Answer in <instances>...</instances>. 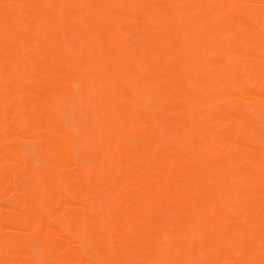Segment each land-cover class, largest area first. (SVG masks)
Instances as JSON below:
<instances>
[{
	"label": "bare ground",
	"instance_id": "obj_1",
	"mask_svg": "<svg viewBox=\"0 0 264 264\" xmlns=\"http://www.w3.org/2000/svg\"><path fill=\"white\" fill-rule=\"evenodd\" d=\"M5 196L0 264H264V0H0Z\"/></svg>",
	"mask_w": 264,
	"mask_h": 264
},
{
	"label": "rangeland",
	"instance_id": "obj_2",
	"mask_svg": "<svg viewBox=\"0 0 264 264\" xmlns=\"http://www.w3.org/2000/svg\"><path fill=\"white\" fill-rule=\"evenodd\" d=\"M23 137H24V135H23ZM23 137H22V139H23L24 141H26V143L29 145V144H30V143L28 142L29 140H28V139H24L25 137H24V138H23ZM27 140H28V141H27ZM21 141H22V140H21ZM20 144H21L22 146L25 145L26 147H28L25 143H21V142H20ZM29 146H30V145H29ZM73 154H74V153H73ZM75 154H76V153H75ZM76 155H77V157H78V154H76ZM76 155H75V156H76ZM77 157H75V158H77ZM73 158H74V157H73ZM7 203H8V197L5 196V197L1 198V200H0V205L3 206V205H5V204H7ZM28 247H29V251H30L31 254H33V252L36 253L35 245H33V243H30V244L28 245ZM32 247H34V248H32ZM31 250H32V252H31ZM34 250H35V251H34ZM35 253L33 254V256H36V255H37V254H35Z\"/></svg>",
	"mask_w": 264,
	"mask_h": 264
}]
</instances>
